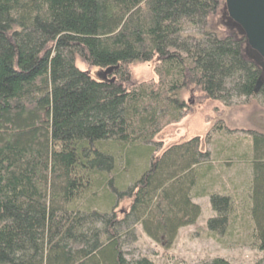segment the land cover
Instances as JSON below:
<instances>
[{
  "label": "trees",
  "instance_id": "1",
  "mask_svg": "<svg viewBox=\"0 0 264 264\" xmlns=\"http://www.w3.org/2000/svg\"><path fill=\"white\" fill-rule=\"evenodd\" d=\"M224 3L0 0V264H155L132 253L138 227L170 249L196 224L209 143L162 136L191 111L183 94L264 103V57ZM151 62L157 80L137 82L132 66ZM250 155L247 217L264 252V133ZM209 197L208 228L224 234L234 202Z\"/></svg>",
  "mask_w": 264,
  "mask_h": 264
},
{
  "label": "rangeland",
  "instance_id": "2",
  "mask_svg": "<svg viewBox=\"0 0 264 264\" xmlns=\"http://www.w3.org/2000/svg\"><path fill=\"white\" fill-rule=\"evenodd\" d=\"M225 4V3H224ZM79 68L85 67L78 64ZM153 62L132 66L137 82L157 80ZM96 76L97 69L91 70ZM183 98L191 111L185 119L167 130L162 136L166 144L181 139L204 137L212 153L213 162L206 178L199 182L193 201L200 205L202 213L196 224L182 228L170 249H163L149 239L138 227L139 241L132 253L148 257L155 264H213L216 260L227 264H256L264 258L252 240V224L247 217L248 188L251 180L249 162L253 132L264 133V103L259 99L248 104L226 107L220 101L203 99L201 95ZM231 197L235 212L224 234L212 233L208 221L216 217L210 194ZM122 202L119 211L128 209Z\"/></svg>",
  "mask_w": 264,
  "mask_h": 264
},
{
  "label": "water",
  "instance_id": "3",
  "mask_svg": "<svg viewBox=\"0 0 264 264\" xmlns=\"http://www.w3.org/2000/svg\"><path fill=\"white\" fill-rule=\"evenodd\" d=\"M230 18L244 29L249 46L264 57V0H226ZM118 68L107 69L99 75L108 80ZM115 78L111 79L113 83Z\"/></svg>",
  "mask_w": 264,
  "mask_h": 264
}]
</instances>
